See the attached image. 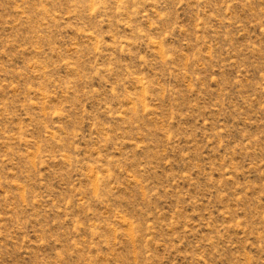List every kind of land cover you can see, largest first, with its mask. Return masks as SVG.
I'll use <instances>...</instances> for the list:
<instances>
[{
    "label": "rangeland",
    "instance_id": "374dc122",
    "mask_svg": "<svg viewBox=\"0 0 264 264\" xmlns=\"http://www.w3.org/2000/svg\"><path fill=\"white\" fill-rule=\"evenodd\" d=\"M0 264H264V0H0Z\"/></svg>",
    "mask_w": 264,
    "mask_h": 264
}]
</instances>
